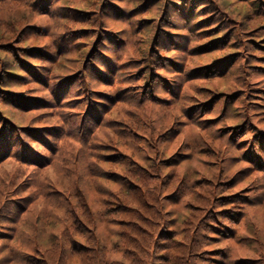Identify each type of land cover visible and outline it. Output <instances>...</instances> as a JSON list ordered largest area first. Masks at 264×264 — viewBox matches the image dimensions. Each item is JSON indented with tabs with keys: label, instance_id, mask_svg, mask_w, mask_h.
I'll use <instances>...</instances> for the list:
<instances>
[{
	"label": "trees",
	"instance_id": "obj_1",
	"mask_svg": "<svg viewBox=\"0 0 264 264\" xmlns=\"http://www.w3.org/2000/svg\"><path fill=\"white\" fill-rule=\"evenodd\" d=\"M52 7L54 27L42 43L46 32L35 20ZM0 11L8 13L0 17V170L14 161L21 180L0 177V223L10 221L0 233H12L3 252L28 235L36 239L17 255L23 264H264V235L254 220L264 190L243 193L253 175L264 176V0H0ZM118 49L122 56L99 86L117 94L137 88L138 97L166 101L156 110L162 124L146 117L137 124L128 114L108 127L123 134L119 143L109 146L95 133L88 139L87 157L107 168L99 178L101 209L64 178L67 170L35 196L26 170L55 166L44 153L54 134L39 127L54 116L28 118L42 108L28 107L76 102L82 119L89 105L101 130L105 104L96 96L106 92L84 85L79 67L90 54L87 65L99 70L93 57L111 64ZM42 81L41 96L31 85ZM112 99L107 106L119 108ZM190 127L198 135L180 140ZM129 142L134 149L122 153ZM193 159L201 170L190 171ZM38 200L57 209L47 207L44 235L33 238L21 218ZM105 218L114 228L110 246L97 236V220ZM115 252L120 258L109 260ZM0 264L12 263L0 256Z\"/></svg>",
	"mask_w": 264,
	"mask_h": 264
},
{
	"label": "rangeland",
	"instance_id": "obj_2",
	"mask_svg": "<svg viewBox=\"0 0 264 264\" xmlns=\"http://www.w3.org/2000/svg\"><path fill=\"white\" fill-rule=\"evenodd\" d=\"M57 10H58L57 7H52L51 10L48 11V15H45L47 17H44V16L36 17L35 25L39 28H42L44 30L43 31L44 33L46 32L45 37L42 39V43H44L45 40L46 41L49 40L48 35L50 33L51 28L54 27L53 25L54 21L49 16H51L54 12H57ZM7 16H8V13L6 12L0 13L1 18L7 17ZM114 27L115 28L117 27L116 30H119V27H122V26L120 25V23H117V24L115 23ZM106 47L108 48L109 46L107 45ZM122 54L123 52L121 49H118L116 50L114 54H111L109 56V57H112L111 64H109L110 63L109 58L107 59L106 57L100 58L99 55H96V57H93V61H99L102 64L99 70L94 68V66L92 65L91 66L87 65L86 61L90 59V54H87L84 57L86 58L84 65L79 67L80 72H83V73H80L79 76L85 79L84 85L86 84L87 87H90V88L95 87V88H98L97 90H103L106 92L105 95L96 96L100 98L98 100L100 103L102 100V102L105 104L104 110L102 106H99L100 112H101V116L99 117L103 121L102 126H104L102 127L101 130L97 132L94 130L95 128L94 124H98V123L97 122L94 123V121H92V117H93L92 114L94 113V111L90 110L91 106L89 105L87 106L86 112L84 113V117L82 119H80V117L78 118L77 115H74V111L79 105V103L71 102L69 103L70 105L62 103L61 106H59L60 108L59 107L56 108L55 106L56 102L52 101L53 98H51L50 95L48 96V100L52 101L51 103L48 102V103L39 104L37 102V105L28 107L31 109L42 107L41 109H36L34 113H31V111H29L30 115L28 114L29 115L28 118L33 117L34 120H40L41 116H48V115H50V117L54 116V119H52V122L50 121L48 122V124H42L39 127L46 128L47 129L46 131H49L50 135L54 134L53 138L51 137L47 138L50 140L52 144V147L50 149L51 152L49 151V152H44V153L48 155V161L50 162V164L51 165L55 164V166L53 167V169H50V170H48L49 168L47 169L44 167L40 170L39 169L36 170L37 168L34 166L26 170V174L31 175L34 181L36 182L37 188L33 186L32 184L33 188L31 190V192H34L35 196L38 193H41V194L44 193L42 185L45 182L50 181V180L54 182L62 175L61 172H63V170H67L69 173H71V175H66L64 176V178L72 179L74 187L77 190L80 189L82 191L83 195H85L86 199H88L87 202L91 201L90 206L93 208V210L96 206H98V208L101 209L99 206V199L101 196L100 192L101 190L103 191V189L101 188V185H104V183L100 181L99 178L102 175L101 169L106 170L107 168L101 167L103 166V164L98 165L99 166L98 168L97 166L98 163H96L94 160L87 157L88 149H86L87 148L86 143L88 142V139L92 140V138H94L93 134L95 133L96 134L95 137H97L98 140L103 141V142L110 141L109 146L114 145L115 143H119V140H121V136L123 134L114 133L111 130H109L108 127L115 126L117 121H122L126 119L128 114H130L129 117L131 119H133V117L138 118V121L136 122L137 124L143 125L142 121L144 120L145 117L154 119L156 125L158 126L162 124V119L159 118L158 116L159 112H156V110H159L160 107L164 106L165 105L164 102L166 101H161L157 99L151 100V99H147L144 96L138 97L136 96L137 88H130V89H127L126 91H121L120 93L117 94L116 93L117 91L113 88L108 90L107 88L103 86H99L100 84L103 83L102 76L106 74H110V69H111V66L114 64L115 59L122 56ZM78 65L79 63H77V66ZM46 70H47L46 68H41V71H46ZM72 70L74 71L76 69L73 67ZM31 86L32 88H35L38 92H40L41 96H42V93L45 92L44 91L45 90L44 81H42L41 87H37L33 84ZM154 88L158 89L159 92H162L164 90L163 85L161 84H154L153 89ZM91 96H94V95H91ZM120 97L124 99L122 100V98ZM107 98L108 99L113 98L112 101L120 98L119 108H116V106L108 107L107 102H105V99ZM29 103H32V102L26 101V104L29 105ZM168 104L170 105V102H168ZM52 106L53 108H51ZM97 106L98 105H96L95 108ZM84 109L85 108H83V110ZM102 110L104 112L106 110L107 112L111 111V113H115V114H112L110 116H104L103 114L104 112ZM184 133L185 134L180 137V140L182 139L189 140L198 135V132H196V130L192 127L186 130ZM133 149L134 147L130 145V142L122 144V146L119 147V150L122 153L123 152L129 153ZM227 155L228 157L230 156V154H227ZM96 157L104 161L106 159L102 155H96ZM8 164L9 166L5 167L3 170H0V177L6 180L7 183H9L10 177L12 179H17V180H14L13 182L21 181L19 179V176L16 175L15 173L18 168L17 163H15L14 161L13 162L11 161ZM188 166H190L191 172L193 170L202 169L197 159H193L192 162ZM240 167H243V165H241ZM250 180H251L250 184L246 185L248 182L243 184V185H246L245 187H243L245 188L243 193L250 192L251 187H257L258 189L257 195L261 194L262 191L264 190V176L255 174L250 178ZM64 185L68 190L71 187V184L69 183V181H65ZM247 190H250V191H247ZM27 195L28 194H24V197H26ZM252 202H256V199L253 198ZM183 205H184L183 201L179 203V207H182ZM47 207L53 208L56 210L57 209L56 202L48 201L45 203V205H43L41 200L35 201L33 202V204L27 206L26 209H28L29 212H26V214L22 215L21 219L22 220L26 219L24 221L23 226H26L25 230L30 232L33 238H35V236L33 235L34 233H36L39 238H42V236L44 235L45 228L42 226V224H44V220H41V219H44L45 215L47 214V209H49ZM254 211H255L254 214L256 217V219L254 220L258 222V228L261 231L260 233L264 235V207L260 209L255 208ZM58 214L61 216V218L64 217V214H62V212L58 211ZM35 217H38V219L35 220ZM53 219H55L54 214H53ZM1 222L5 224L10 221L2 220ZM2 223H0L1 231L3 229L1 226ZM27 225H29V227ZM96 227L98 231L100 230V233L97 232L98 238L101 240H104V242L108 244V246H110L115 241V237L113 233L114 228L111 226L110 221H108L106 218L103 220H97ZM7 230H8V233L6 234L0 233L1 261L4 263L11 262L12 264H23L21 260L18 259L17 255H20V253H24V251H28L31 245L30 241L34 242L36 238L31 240L30 237L27 235L28 237L27 240H24V239L20 240V243L22 244V246L18 247L16 250H13L12 253L8 255L2 250L3 248L7 247L8 244L6 243V241H8L10 237L9 235L12 234L11 230H9L8 228ZM119 258H120V255H118L117 252H115V254L114 253L108 254L109 260H116Z\"/></svg>",
	"mask_w": 264,
	"mask_h": 264
}]
</instances>
